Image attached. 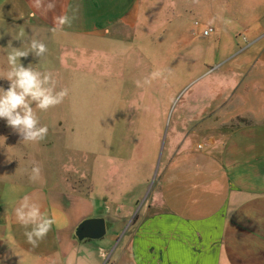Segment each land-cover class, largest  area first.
Here are the masks:
<instances>
[{"label": "rangeland", "instance_id": "obj_1", "mask_svg": "<svg viewBox=\"0 0 264 264\" xmlns=\"http://www.w3.org/2000/svg\"><path fill=\"white\" fill-rule=\"evenodd\" d=\"M30 11L23 0H0V87L7 90L10 84L3 79L8 52L12 47L28 51L35 37L48 51L19 62L51 72L55 91L67 89L68 94L47 111L33 103L40 125L48 127L39 142L22 141L0 119V193L10 197L13 182L21 181L23 193L36 185L46 191L76 190L92 201L97 215L104 200L117 206L116 213L123 215L117 230L110 233L108 224L105 236L87 241L103 249L99 264H125L129 235L157 198L167 149L204 145L216 131L264 123V76L256 70L264 67V0H143L140 21L117 27L123 40L106 46L108 55L96 54L101 45L94 40L35 25ZM209 27L214 30L204 35ZM78 46L84 48L79 51ZM227 70H236V89L214 115L229 118L244 99L254 114L226 122L211 116L201 126L185 121L195 113L200 88L229 81ZM154 71L163 75L145 84ZM206 90L204 98L209 96ZM33 161L41 166L36 181L29 178ZM133 194L135 201L127 202ZM63 196L72 208V197ZM57 210L52 211L55 219ZM64 213L58 224L67 228L77 223L72 212ZM88 215L95 216L87 213L82 219Z\"/></svg>", "mask_w": 264, "mask_h": 264}, {"label": "crops", "instance_id": "obj_2", "mask_svg": "<svg viewBox=\"0 0 264 264\" xmlns=\"http://www.w3.org/2000/svg\"><path fill=\"white\" fill-rule=\"evenodd\" d=\"M23 1L30 7L35 25L49 29L54 27V15L75 13L70 27L54 32L94 40L101 45L95 48L98 55H108L105 47L123 40L116 33L117 27L135 26L143 5V0H55V8L45 12L34 7L33 0ZM236 70H227L232 76L229 81L208 84L207 98L203 97L205 89L200 88L198 103L192 106L195 113L187 115L185 121L201 126L211 116L226 122L249 112L253 115L246 99L235 104L229 118L214 115L235 92ZM256 70L264 76V67ZM244 96L240 94V98ZM217 132L205 139L204 145L167 149L163 173L156 184L157 198L129 235L125 264H264V123ZM220 136L223 138L218 142ZM13 185L10 197L0 193V264H67L70 255L75 257L74 264H79L81 258L86 264L100 263L104 254L101 246L88 242L90 239H77L75 230L88 213L104 218L106 230L109 224L110 233H114L123 216L116 213L117 206L111 207L104 200L103 210L97 215L92 201L76 190L46 191L36 185L23 193L25 185L21 181ZM64 193L72 197V208L64 204ZM25 196L38 203L41 213L49 218L55 219L52 211L58 209L55 223L37 247L29 244L24 235L31 226L25 228L15 216L14 210ZM135 196L127 202L135 201ZM65 211L69 215L72 212L75 225L72 222L66 228L57 223L58 218L64 220Z\"/></svg>", "mask_w": 264, "mask_h": 264}, {"label": "clouds", "instance_id": "obj_3", "mask_svg": "<svg viewBox=\"0 0 264 264\" xmlns=\"http://www.w3.org/2000/svg\"><path fill=\"white\" fill-rule=\"evenodd\" d=\"M33 6L37 9L43 8L47 12L53 10L56 5L55 0H50L47 3L45 0H33ZM75 19V13L71 16L67 13L54 15L52 30L63 29L64 26L70 27ZM47 51V45L42 40L33 37L30 40L28 51L12 47L7 54L9 69L3 79L9 81L10 84L7 90L0 87V119H5L7 125L25 142H39L45 139L48 134V127L41 126L39 123V117L32 106L33 103H35L36 109L47 111L49 108L61 104L68 94L67 89L55 91L56 80L51 72L39 71L31 64L25 67L19 62L21 58H27L29 54H33L37 58L43 57ZM162 75L163 72L154 71L150 78H145L144 83L150 84L152 79ZM136 84L138 87L141 86L140 81H136ZM32 163L34 166L31 168L29 178L36 181L40 178L41 166L35 161ZM14 211L18 223L25 228L31 226L24 235L29 244L37 247L39 242L46 238L55 219L42 214L40 205L31 202L28 196L23 198ZM74 260V255H70L67 258V264H74ZM79 264H86V262L81 258Z\"/></svg>", "mask_w": 264, "mask_h": 264}, {"label": "water", "instance_id": "obj_4", "mask_svg": "<svg viewBox=\"0 0 264 264\" xmlns=\"http://www.w3.org/2000/svg\"><path fill=\"white\" fill-rule=\"evenodd\" d=\"M106 234V222L102 217H91L82 220L76 227L77 239H98Z\"/></svg>", "mask_w": 264, "mask_h": 264}, {"label": "built area", "instance_id": "obj_5", "mask_svg": "<svg viewBox=\"0 0 264 264\" xmlns=\"http://www.w3.org/2000/svg\"><path fill=\"white\" fill-rule=\"evenodd\" d=\"M214 29L212 27H209L208 29L204 30V35H209ZM207 33V34H205ZM198 147H201V145H198Z\"/></svg>", "mask_w": 264, "mask_h": 264}]
</instances>
